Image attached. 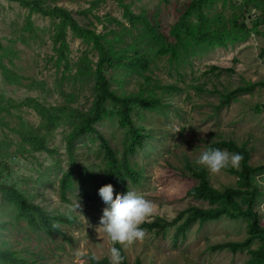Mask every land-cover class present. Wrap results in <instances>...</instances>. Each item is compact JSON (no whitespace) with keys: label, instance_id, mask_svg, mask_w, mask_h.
I'll return each instance as SVG.
<instances>
[{"label":"trees","instance_id":"obj_1","mask_svg":"<svg viewBox=\"0 0 264 264\" xmlns=\"http://www.w3.org/2000/svg\"><path fill=\"white\" fill-rule=\"evenodd\" d=\"M14 1L30 13L8 43L0 39L3 82L39 89L43 99L17 100L0 88V264H51L49 257H56L64 244L48 254L50 241L74 239L73 226L82 221L81 214L105 205L99 195L102 186L111 184L116 196L143 187L150 170L142 161L159 154L162 147L173 152L165 145L168 133L160 123L170 122L173 113L184 117L175 96L186 91V100L191 97L193 102L192 90L197 96L214 94L219 97V110L264 88V80L219 88L216 80L235 73L236 66L214 64L198 76L193 69V59L212 49L244 43L253 34L264 40V0H160L139 12L133 8L134 0H119L123 19L97 13L107 0H89L90 6L77 14L61 0ZM33 14L49 19L50 26H35ZM105 21L116 25L104 24L99 30L97 22ZM47 32L51 54L45 60L55 70L53 87L45 79L24 74V66L17 62L18 41L43 45ZM69 35L86 46L77 57ZM159 59L168 60L170 76L177 72L174 81L163 82L153 75ZM25 106L35 109L39 123L24 115ZM253 109L264 112V101ZM209 148L243 156L238 168L223 169L233 182L223 189L216 187L212 173L184 153L179 156L183 168L176 170L195 180L186 196L201 203L190 204L171 220L158 215L141 227L158 237L172 232L178 246L196 225L244 220L245 239L208 247L248 253L244 264H264V161L252 162L249 141L213 139ZM53 194L60 196L56 203ZM114 246L121 249L122 264H133L127 245ZM142 254L134 264H146ZM107 257H98V264H109Z\"/></svg>","mask_w":264,"mask_h":264},{"label":"rangeland","instance_id":"obj_2","mask_svg":"<svg viewBox=\"0 0 264 264\" xmlns=\"http://www.w3.org/2000/svg\"><path fill=\"white\" fill-rule=\"evenodd\" d=\"M132 0H126L129 2ZM160 3V0H134L133 8L139 12L143 7L153 8ZM68 8L77 14L81 9L90 6L89 0H61ZM30 11L14 0H0V39L6 44L8 38L13 37L15 30L20 32L22 25L26 23ZM100 16L111 14L123 19V8L119 0H107L97 9ZM32 20L35 26L48 27L50 20L39 14H33ZM106 25H116L115 22H97L99 30ZM46 43L40 45L34 43L31 46L18 41L17 48L20 49V59L24 74L39 80L45 79L49 86L55 84V70L49 64L46 55L51 54L48 46L49 32L44 34ZM70 42L73 48V55L77 57L86 47L81 39L72 38ZM264 40L251 35L244 43L231 45L228 48H215L201 58L193 59V69L195 74L201 75L208 70L211 65L221 67L236 66V72L232 75L224 74L216 83L219 88L235 86L247 81L257 82L264 80V56H261ZM235 60H238L237 62ZM168 60H158L153 67V75L159 77L163 82L166 79L174 81L177 72L173 70L175 76H170L168 72ZM188 80L193 77L192 67H187ZM188 81V82H189ZM184 83H181L183 85ZM67 86V84H65ZM130 86L129 88H132ZM0 88L5 90L7 96L17 100H24L29 96H39L43 99V93L39 90H28L24 86L9 85L3 82L0 71ZM194 101L186 100L187 92L175 96V101L183 109L184 117L180 118L173 113V119L167 122L163 119L160 127L163 132L168 133L165 145L173 152H168L165 148L160 149L159 154L154 153L153 157L145 158L142 162L148 164L149 173L145 184L140 188L130 189L142 195L154 205V214L146 218L145 221L153 220L161 215L167 219H173L177 214L192 203H201L186 196L187 190L195 181L189 174L177 167L183 168V159L179 156L188 154L193 159H198L202 152L206 151L207 145L213 139L235 138L239 142L249 141L253 146L252 162L256 165L264 161V112L257 113L253 109L256 103L264 101V88L256 90L253 94H244L239 102L217 110L219 97L214 94L204 93L197 96L192 90ZM54 102V98L51 100ZM24 115L32 122L39 123L40 117L35 109L24 107ZM168 126V129H165ZM183 128H185L183 130ZM59 140V137L57 138ZM150 158V159H149ZM25 165V172H30ZM212 173V172H211ZM212 180L216 187L223 189L226 184L233 182L231 177L223 169L219 173H212ZM129 191V190H128ZM126 191V192H128ZM125 192V193H126ZM124 193V194H125ZM58 194H53L55 203L59 199ZM116 197V195H114ZM2 199L0 198V202ZM205 205H208L205 202ZM106 205L97 211L88 210L89 215L81 214L82 221L73 226L74 239L66 241L60 238L58 241H50L51 247L47 253L56 252V246L64 244V249L57 251V256H50L51 264H89V260H81L76 256L78 250L95 251L97 257L103 258L109 255V250L113 247V242L103 232L100 220ZM264 218V202L261 206ZM142 240L127 244L131 262L140 256L141 253L146 264H244L248 253H234L231 250H211L208 245L223 243L231 240H243L247 236V224L243 220H220L203 227L196 225L189 232L188 239L178 246L170 232L167 237H158L154 232L145 231ZM36 244V242H34ZM58 263H57V262ZM56 262V263H55Z\"/></svg>","mask_w":264,"mask_h":264},{"label":"clouds","instance_id":"obj_3","mask_svg":"<svg viewBox=\"0 0 264 264\" xmlns=\"http://www.w3.org/2000/svg\"><path fill=\"white\" fill-rule=\"evenodd\" d=\"M242 159L243 156L240 153L209 148L201 153L196 163L206 167L212 173H219L229 166L238 168ZM99 195L106 205L99 226H102L103 232L110 238L113 245H127L144 239L146 233L141 225L155 211L151 201L131 190L114 199V188L111 184L102 186L99 189ZM76 207H80L79 201ZM76 256L81 260H90L98 264L95 251L78 250ZM107 258L109 264H122L121 249L116 246L111 247Z\"/></svg>","mask_w":264,"mask_h":264}]
</instances>
